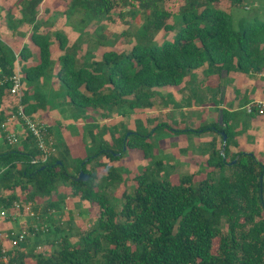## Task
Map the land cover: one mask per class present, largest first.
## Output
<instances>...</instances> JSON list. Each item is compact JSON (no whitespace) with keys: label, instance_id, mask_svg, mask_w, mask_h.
Wrapping results in <instances>:
<instances>
[{"label":"trees","instance_id":"1","mask_svg":"<svg viewBox=\"0 0 264 264\" xmlns=\"http://www.w3.org/2000/svg\"><path fill=\"white\" fill-rule=\"evenodd\" d=\"M67 1L66 22L77 31L98 25L100 19L110 21V12L118 10L121 24L127 26L119 36L126 39L128 49L103 50L97 58L94 45L82 51L79 41L68 45L59 32L51 38L47 30L39 29L44 20L37 21L42 0H19L18 22L31 25L30 39L38 61L27 65L32 55L29 48L23 47L16 59L13 50L0 41V78L14 73L16 60L28 86L39 81L47 86L54 77L59 81L56 95L66 100L73 119L96 118L97 114L107 120L114 110L124 113V107H147L158 89L179 86L198 69L216 68L225 77L264 73V18L241 17L235 29L229 10L220 5L227 2L245 9L243 0H175L174 12L167 9L168 0ZM52 40L62 52L56 59L52 58ZM9 86L8 81L0 85V105ZM44 102L45 91H24L20 103L32 116ZM247 102L246 97L238 107ZM231 109V105L220 109V123L215 127L220 138V132L226 135L224 149L222 145L216 149L213 140L203 146L209 153L203 164L212 174L199 180L194 179L195 173L177 174L173 180L171 172L161 173V161L154 160L133 178L131 190L121 199L107 191L121 182L120 170L98 159L104 156L114 161L128 150L138 149L151 160L152 140L166 124L129 134L114 132L109 140L103 132L99 138L93 137L89 128L91 140L84 156L80 150L72 156L67 143L57 157L48 153L44 161L31 133L20 140L21 149L13 147L17 142L8 144L2 134L7 146L0 148L2 204L17 201V193H25L32 203L55 195L56 200H46L44 207V213H54L61 208L62 187L80 200L97 204L99 212L76 242L59 238L48 254L24 251L26 241L5 251L0 240V264H32L31 260L33 264H264V164L252 152H230L238 111ZM3 120L0 112V124ZM170 132L176 136L199 131ZM46 133L47 128L45 139ZM232 160L235 163L229 164ZM92 162L106 170L99 183L94 171L86 167ZM80 171L88 175L86 181L75 180ZM214 172L219 173L218 178Z\"/></svg>","mask_w":264,"mask_h":264},{"label":"rangeland","instance_id":"2","mask_svg":"<svg viewBox=\"0 0 264 264\" xmlns=\"http://www.w3.org/2000/svg\"><path fill=\"white\" fill-rule=\"evenodd\" d=\"M68 2L67 0H42L37 10V21L44 20V24L40 25L39 29L47 30L51 38L55 32H59L67 38L68 45L75 43L76 40L79 41L78 45L82 51L86 49L87 45H94L93 47H97L95 49L97 58L100 57L103 50L121 51L128 49L126 39L119 36V32L127 26L121 24L122 20L118 17V10L114 9L110 12V21L100 19L98 25H90L77 31L66 22L64 13L68 8ZM243 2L245 9L239 6H231L227 2L220 4L229 10L234 28L241 17L250 19L252 15H255L257 19L264 18V0H243ZM51 4L54 5L49 8L48 6ZM166 7L169 11L174 12L177 9V3L175 0H168ZM20 10L19 0H0V41L13 50L16 59H19V51L23 47L29 48L32 55L26 63L33 65L38 61L37 49L30 39L31 25L18 22L21 17ZM52 10L53 12H51ZM126 17L124 19L127 20ZM135 21L139 23V19ZM81 39H83L82 42H80ZM96 40L97 42H95ZM51 50L53 59L62 53L57 47V42L53 40ZM17 67L22 77L20 61L18 60H16L15 69ZM224 75L223 71L216 68L210 71L194 70L184 78L181 85L158 89L159 94L154 97L151 105L132 110L124 107V113L114 110L107 120L97 118V114L96 118L73 119L71 115L73 110L67 106L66 100L56 95L59 81L54 77L50 79L47 86H44L41 81L33 86H28L22 81L21 92L12 96L6 89V96L0 105V112L4 114V120L0 124V148H7L2 137L4 134L6 139V131L2 128V124L8 123L7 120L11 119L8 123L9 129L15 127V131L20 135V139L13 147L21 149L20 140L26 137L29 131L20 118L21 121L11 118L16 116L15 107L18 101L21 102L24 91L29 94L45 91V102L38 105L37 111L32 116L27 115L25 108L23 109L25 115L39 124L42 136L46 128L48 129L49 134L46 133V139L43 136V143H45V150L54 157L58 156L59 151L67 143L71 145L72 156L79 150L84 156L85 146L91 140L87 131L89 128L93 130L91 132L93 137L99 138L103 132L104 138L109 140L110 134L114 132L121 134L128 131L129 134L136 130H150L156 125H162V123L167 125L161 126L152 140L154 147L151 160L145 159L138 149L128 150L118 160L109 161L104 156L98 159V162L109 163L117 167L121 173V182L107 190L109 196L121 199L124 192L131 190L133 178L140 174L144 167L149 164L152 165L154 160L161 161L163 167L161 173L164 170L171 172L173 180H176L177 174L186 173H195L194 179L199 180L212 174L211 168H207L203 164L209 154L203 146L212 140L216 149L222 145L220 143L222 140L215 127L220 123V121L218 122L220 109L227 108L228 103L238 109L236 124L233 125V130L236 131L235 137L240 135L247 142H252L259 136L264 137V117L253 118L246 115L242 108L237 107L244 98L250 96V86L253 85V82H249L247 76L240 73H230L226 78ZM253 77L257 81L264 80V76L253 75ZM259 89L262 91L260 95L263 96L264 82L260 84ZM170 129H191L199 132H184L175 136L171 134ZM38 144L37 142L39 147ZM255 152L259 153L260 151L256 149ZM260 155H258V159L264 164V153ZM97 163H89L86 167L94 171L96 182L99 183L106 175V170L103 166H98ZM213 176L218 178L219 173L217 175L214 172ZM59 192L63 194L64 198L60 201L61 208L54 213L50 211L44 213V207L45 202L56 200L55 195H52L48 200L37 199L36 202L32 203L26 199L25 193H17L20 195L17 200L20 205V216L15 220H7L8 222L0 221V233L4 237L0 238L3 250L6 251L13 247L5 240L8 231L11 230L15 233L19 232L20 229L27 231L24 240L26 247L23 250L33 255L50 253L52 248L57 246L58 239L62 237L74 243L79 235L90 228L98 216L97 204L80 200L68 188L60 187ZM30 213L34 216H30ZM18 246L14 247L18 248ZM27 259L29 262L30 258L27 257ZM31 263L33 264L32 260Z\"/></svg>","mask_w":264,"mask_h":264},{"label":"built area","instance_id":"3","mask_svg":"<svg viewBox=\"0 0 264 264\" xmlns=\"http://www.w3.org/2000/svg\"><path fill=\"white\" fill-rule=\"evenodd\" d=\"M6 81L9 82L10 86L8 88V92L12 96L18 95L19 92L22 90V77L20 75V71L17 67L15 69L14 73L9 77H1L0 78V85L5 83ZM24 106L18 101L16 107H15V113L16 116L11 117L12 119L20 120L22 123H24L26 129L36 138V141L39 143V148L41 152L43 153V156L41 158L42 161L45 160L46 154H48V151L45 150V143H43V136H42V130L39 128V124L33 121L31 118H29L27 115H25L24 112ZM243 110L246 112V114L251 115L254 114L256 116H264V99L262 100H254L250 103H247ZM20 118V119H19ZM11 119H8L7 122L9 123ZM8 123L2 124V128L6 131V141L8 144H14L18 142L20 139V135L15 131V127L9 129ZM2 172V169H0V173ZM11 206H5L0 202V221H6L7 220H15L18 216H20V205L17 203V201H14L11 203ZM30 216H34V214L30 213ZM11 230V229H10ZM1 232V231H0ZM27 236V231L24 229H20L19 232L15 233L13 230L8 231L6 235L7 242L14 246L19 245V243L23 242ZM0 238H4L0 233Z\"/></svg>","mask_w":264,"mask_h":264},{"label":"crops","instance_id":"4","mask_svg":"<svg viewBox=\"0 0 264 264\" xmlns=\"http://www.w3.org/2000/svg\"><path fill=\"white\" fill-rule=\"evenodd\" d=\"M254 75V74H253ZM253 75H250V76H247V80H250L249 82H253V85H251L250 86V96L249 97H247L248 98V102L247 103H250V102H252V101H254V100H262V99H264V95L263 96H261L260 95V93L262 92L260 89H259V87H260V84H262V82H264V80L263 81H257L254 77H253ZM259 76H264V73H261V74H259ZM227 77V76H226ZM225 77V78H226ZM258 83H257V82ZM256 84V85H255ZM58 86V85H57ZM255 94H258L257 96H254ZM246 103V104H247ZM246 104H244L242 107H240V108H242L243 109V107L246 105ZM230 104L228 103L227 104V106H229ZM224 107V106H223ZM232 107V109L231 110H236L237 108H235L234 106H231ZM238 107V106H237ZM245 112V111H244ZM245 114H246V112H245ZM247 115V114H246ZM249 116H251V117H253V118H256V119H258V117L259 116H254V115H249ZM260 117H264V116H260ZM237 118V117H236ZM235 118V119H236ZM260 123V122H259ZM234 144L233 145H231L230 147V152L232 153V152H236V150L237 149H241V150H244V151H246V152H252L254 155H255V157L258 159V155L259 156H261L260 154L261 153H264V137H262V136H259V138L257 137L254 141H252V142H247V141H245V140H243L242 139V136H237V137H235L234 138ZM259 150L260 152L259 153H256L255 152V150ZM259 160V159H258ZM260 161V160H259Z\"/></svg>","mask_w":264,"mask_h":264},{"label":"water","instance_id":"5","mask_svg":"<svg viewBox=\"0 0 264 264\" xmlns=\"http://www.w3.org/2000/svg\"><path fill=\"white\" fill-rule=\"evenodd\" d=\"M220 136L222 139V148L221 150L224 149L225 147V142H226V135L224 134V132H220ZM235 160H232L229 164H234ZM88 179V175L83 173L82 171H80L77 176L75 177L76 181H86ZM260 182H261V178H260Z\"/></svg>","mask_w":264,"mask_h":264}]
</instances>
